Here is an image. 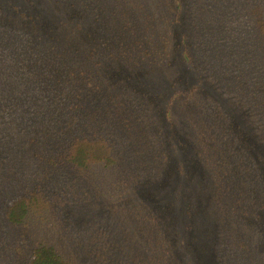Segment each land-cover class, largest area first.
I'll return each instance as SVG.
<instances>
[{
  "label": "trees",
  "instance_id": "16d2710c",
  "mask_svg": "<svg viewBox=\"0 0 264 264\" xmlns=\"http://www.w3.org/2000/svg\"><path fill=\"white\" fill-rule=\"evenodd\" d=\"M41 3L8 0L0 20V193L23 184L33 160L63 165L74 185L69 195L88 196L94 203L120 199L142 180H159L168 160L159 104L152 106L137 92L110 90L104 73L108 66L157 73L172 55L181 15L186 17L181 61L199 81L197 74L214 78L243 106L253 123V141L264 152V0ZM18 9L22 13L12 18ZM43 14L49 25L45 33ZM52 22L59 25L53 37ZM200 89L195 85L174 95L166 104V119L169 129L177 130L179 116L208 171L217 226L211 259L264 264V177L234 116ZM153 91L161 94V105L167 90ZM42 196L56 194L41 190L11 199L5 220L28 230L55 222L58 209ZM172 200L177 206L182 202L181 196ZM60 204L68 207L71 201ZM92 218L82 236L74 232L78 256L67 257L39 241L22 264H174V259L200 264L180 229L170 230L144 209ZM6 258L13 261L10 253Z\"/></svg>",
  "mask_w": 264,
  "mask_h": 264
},
{
  "label": "rangeland",
  "instance_id": "374dc122",
  "mask_svg": "<svg viewBox=\"0 0 264 264\" xmlns=\"http://www.w3.org/2000/svg\"><path fill=\"white\" fill-rule=\"evenodd\" d=\"M21 1L30 3L33 0ZM7 2L8 0H0V20H3L1 18L3 7L7 6ZM39 2L41 5V0ZM21 13L19 9L13 10L11 16L12 18L19 17ZM41 18H43V22L40 29L45 33L47 26H49L46 22L48 17L43 14ZM185 19L186 17L184 18L182 15L179 18L180 22L176 24L177 28L173 36L172 55L167 64L161 67L157 73L150 74L124 66H108V71L104 73L108 76L110 90L121 88L129 92H137L143 99H147L152 106L159 104L157 108L160 112L164 129L163 136L168 152V160L160 179L154 182L142 180L143 182L141 181L122 195L123 197L120 199L94 203L88 201V196L69 195L73 183L71 179L67 178V169L63 165L61 166L59 163L52 165L43 160H33L28 163L29 168L25 169L23 173L21 181L23 184L10 185L6 193H0V196H5V202L3 204L0 202V264H22L27 259L30 249L39 241L47 242L48 245L53 246L67 257L71 258L72 254L78 256L79 251L72 244L73 240L77 238L74 232L82 236L88 228L84 226L89 217L102 219L111 212L117 213L121 209L128 210L134 207L150 212L159 220L160 218L163 219L170 230L173 226L180 229L184 236L185 247L188 250L196 251L194 256L197 262L215 264L214 260L211 259L210 248L215 245L217 226L209 206L212 190L208 171L202 165L196 148L184 130L179 116L175 119L178 129H169L170 122H167L166 119L167 102L174 95L187 92L191 87L199 85L202 96L213 94L219 100V104L230 115L234 116L236 124L241 128L237 132L247 144L248 149H251L263 177L264 152L259 151L258 145L253 141L251 128L253 123L244 114L243 106L230 97L228 93L223 92L221 87L214 82V78L194 72L201 77L199 81L181 61L182 46L180 47V45L183 36H186L181 22ZM51 21L49 20L48 23ZM58 27L59 25L55 22L50 26L49 29H53L50 33L51 37L55 35ZM38 29H34V32L36 33ZM160 87L167 90V96L161 105V94L153 91L154 88L159 90ZM153 92L155 94H152ZM236 124H234V128L236 127L237 130ZM169 137L174 139L173 143ZM18 182L20 183V179ZM10 188L16 189L11 195L6 196L10 192ZM41 190L56 194V196H42L58 209L56 221L53 222L50 219L46 226H42L40 223L33 224L30 230H28V226L21 228L11 226L4 218L7 202L20 195L29 196L31 192ZM173 196H181L182 202L178 206L172 200ZM63 200H70L71 205L61 207L60 202ZM181 224L183 227H179ZM173 238H177V235H174ZM16 248L19 250L18 253ZM9 253L13 256V261L6 258ZM181 258L182 263H184L183 256ZM173 261L174 264L177 263V260L174 259Z\"/></svg>",
  "mask_w": 264,
  "mask_h": 264
}]
</instances>
